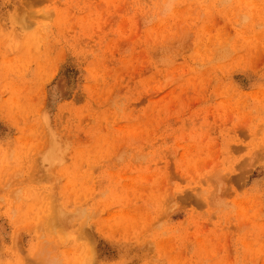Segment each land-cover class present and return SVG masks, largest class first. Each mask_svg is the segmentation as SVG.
I'll use <instances>...</instances> for the list:
<instances>
[{"label":"clouds","instance_id":"9594fccd","mask_svg":"<svg viewBox=\"0 0 264 264\" xmlns=\"http://www.w3.org/2000/svg\"><path fill=\"white\" fill-rule=\"evenodd\" d=\"M0 264H264V0H0Z\"/></svg>","mask_w":264,"mask_h":264},{"label":"rangeland","instance_id":"374dc122","mask_svg":"<svg viewBox=\"0 0 264 264\" xmlns=\"http://www.w3.org/2000/svg\"><path fill=\"white\" fill-rule=\"evenodd\" d=\"M74 70L75 69L71 65H69L66 68V73H69L70 74ZM3 130L6 132L7 131V128H5ZM60 149H61V145L54 138L53 139V143L50 145V148H49V155L52 156L53 158H55L57 155H59Z\"/></svg>","mask_w":264,"mask_h":264}]
</instances>
